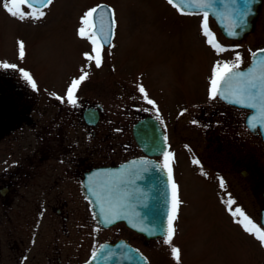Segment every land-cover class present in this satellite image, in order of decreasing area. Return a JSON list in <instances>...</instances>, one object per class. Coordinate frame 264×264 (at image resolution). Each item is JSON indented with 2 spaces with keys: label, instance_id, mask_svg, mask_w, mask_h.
<instances>
[{
  "label": "rangeland",
  "instance_id": "obj_1",
  "mask_svg": "<svg viewBox=\"0 0 264 264\" xmlns=\"http://www.w3.org/2000/svg\"><path fill=\"white\" fill-rule=\"evenodd\" d=\"M3 3L0 0V60L12 58L23 63L46 86L88 73L80 85L81 94L103 106L104 123H113L110 133L118 134L117 138L111 134L98 155L119 151L133 142L131 125L140 117L135 108L152 114L158 110L167 124L174 125L179 117L169 129L173 177L180 187L181 201L172 243L132 239L149 254L152 263L264 264V246L243 230L227 204L232 199V211L240 208L264 228L260 222L264 143L238 124L242 119L239 110L224 107L210 96L216 64H232L236 55L246 63L253 51L264 46V2L254 32L241 42L225 38L209 16L210 30L226 49L221 53L203 35V12L184 15L168 0H54L39 20L27 18L39 12L26 5L22 6L25 19L12 17ZM101 3L113 10L116 28L112 45L103 51L102 66L97 68L85 58L92 54V44L79 35V28L83 16ZM140 86L158 109L137 92ZM194 103L203 108L183 112ZM217 106L219 116L208 112L203 117V109L212 111ZM242 171L247 172L245 176ZM109 235L119 236L116 230L101 232L97 240ZM172 248L180 250L179 261Z\"/></svg>",
  "mask_w": 264,
  "mask_h": 264
},
{
  "label": "flooded vegetation",
  "instance_id": "obj_2",
  "mask_svg": "<svg viewBox=\"0 0 264 264\" xmlns=\"http://www.w3.org/2000/svg\"><path fill=\"white\" fill-rule=\"evenodd\" d=\"M109 47L105 46L103 51ZM3 63L15 68H0V264H82L104 241L122 237L131 242L133 237L145 240L123 224L101 227L84 186L87 175L98 167L143 157L142 147L133 138L131 144L119 151L98 155L102 145L112 135H118L110 133L113 123H104L105 111L99 102L81 94L79 86L78 104L73 107L66 99L70 78V82L61 80L56 86H46L23 63L2 58L0 64ZM24 71L36 82L35 90L23 79ZM218 103L235 108L220 100ZM195 107L201 109L203 105L194 103L183 112ZM141 108H135L140 117L131 128L141 118L156 116ZM219 108L203 109V117L208 112L219 116ZM235 109L242 118L237 120L238 124L244 125L248 112ZM178 118L174 125L162 124L170 144L167 151L173 147L169 129L175 127ZM156 158L163 161V154ZM113 230L119 236L97 240L101 232Z\"/></svg>",
  "mask_w": 264,
  "mask_h": 264
},
{
  "label": "water",
  "instance_id": "obj_3",
  "mask_svg": "<svg viewBox=\"0 0 264 264\" xmlns=\"http://www.w3.org/2000/svg\"><path fill=\"white\" fill-rule=\"evenodd\" d=\"M28 3L38 8L44 7L42 0H28ZM175 3L185 11H208L226 37L242 40L254 29V19L259 13L262 0H255L252 4V14L248 17L246 26L242 27H233V23L238 24L239 21L235 17L231 0H223V2L215 0L211 8H199L193 0H183V3L181 0H175ZM97 9L100 10L96 17L97 30L99 33L100 17L103 16L104 32L101 35L107 36L105 44H108L114 29L113 12L105 4L99 5ZM231 32H235V35H231ZM261 50L256 52H261ZM261 56H264V52L261 53ZM256 59L252 55L251 63L238 71L249 72L256 67ZM222 91H226V86H222ZM221 99L228 104L250 110L246 124L252 131L259 130L264 141V121L259 118L258 109L233 104L230 102L233 99L231 96ZM133 134L137 143L148 156L161 154L168 148V144H164L163 129L153 117L138 121L133 126ZM144 160L150 163L148 165L140 164V161ZM153 165L161 164L148 157L136 158L116 167L96 169L88 176L86 184L89 186L93 212L102 226L107 227L124 222L127 227L143 234L147 239L165 236L166 216L170 208V186L164 170L154 168ZM145 167L148 171L140 172L141 178L135 179L132 173ZM102 205L105 209H118L113 222H105L104 214L101 212ZM261 223L264 225V206L261 210ZM96 253H98L96 260L91 258L84 264H149L148 259L124 239L113 243H103Z\"/></svg>",
  "mask_w": 264,
  "mask_h": 264
},
{
  "label": "snow or ice",
  "instance_id": "obj_4",
  "mask_svg": "<svg viewBox=\"0 0 264 264\" xmlns=\"http://www.w3.org/2000/svg\"><path fill=\"white\" fill-rule=\"evenodd\" d=\"M44 3V7H48L53 3V0H42ZM183 3V0H181ZM199 8H211L215 0H193ZM223 2V0H221ZM255 0H231V5L233 6L234 14L239 23H233V27H242L246 26L248 17L252 14V4ZM28 3V0H4L3 7L7 10V12L12 17H17L21 20L25 19V13L22 11V6ZM168 3L173 7L179 10L180 6L175 3V0H168ZM100 10L97 8H93L89 10L81 20V27L79 28V35L82 38L88 39L92 44V54H86V60L90 62H94L97 68L102 66L103 62V49L106 46L105 41L107 40V36L101 35L104 32L103 27V16L100 17V28L99 33L97 30L96 17L97 13ZM181 13L184 15H190L192 13H186L181 10ZM45 13L40 11L38 15L33 17V19H42ZM114 17V14H113ZM113 25L115 24V20L113 18ZM202 31L203 35L207 38V43L216 50L217 53H221L226 51L224 47L217 41L215 35L210 30L209 27V12L204 11L202 13ZM231 35H235V32H231ZM108 46H111L110 44ZM264 52V49L261 52L252 53L254 58L256 59V67L252 68L249 72H239L238 69L241 68V64L243 62V58L240 55L235 56V62L232 64L225 63L223 65L216 64L215 72L213 78L210 81V96L211 99L216 100L218 97L225 98L231 96L233 99L230 101L236 105H245L250 109H258L260 113V119L264 121V56H261V53ZM19 54L21 58L24 54V45L21 42L19 44ZM0 68L2 69H10L15 68V65H11L8 63L0 64ZM23 79L31 86L33 90L37 88V84L32 78V76L24 71L21 73ZM88 79V73L85 71L78 78L72 81L71 86L67 90L66 99L67 102L76 107L78 104L76 98V92L79 86ZM222 86H226V91H222ZM139 92L144 95V99L149 105H152L153 108L156 107L154 101L148 99L147 94L143 86L139 87ZM57 99H61V97H56ZM156 119L161 123L163 121L160 118L159 111L156 112ZM167 136L163 137L164 144L167 145ZM174 156L171 151L163 152V164L162 165H153L154 168L163 169L166 177L168 185L170 186V208L166 216V228L165 231V239L164 243L171 245L173 234H174V222L177 219L178 209L180 206V199L178 196V187L173 179V164ZM150 162L147 160L140 161L142 165H148ZM193 164L201 165L199 160H193ZM135 168V164L133 165ZM148 169L142 168L138 171L132 173L135 179H140V172H147ZM203 174V173H202ZM220 187H224V181L220 180ZM235 203L232 199L227 201L228 208L231 211L233 217H237L236 222L243 226V230L246 233L254 236L255 239L264 246V228L258 226L256 223L250 219L244 211L240 208H236L232 211V206ZM146 206V205H145ZM118 209L108 208L105 209L103 205L101 206V212L104 214L105 222L111 223L115 219V213ZM111 217V218H110ZM172 252L177 261L180 259V250L178 248H172ZM98 258V253L94 252L92 254V260H96Z\"/></svg>",
  "mask_w": 264,
  "mask_h": 264
}]
</instances>
